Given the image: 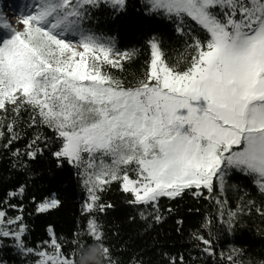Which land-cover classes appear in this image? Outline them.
Masks as SVG:
<instances>
[{"label": "snow or ice", "instance_id": "1", "mask_svg": "<svg viewBox=\"0 0 264 264\" xmlns=\"http://www.w3.org/2000/svg\"><path fill=\"white\" fill-rule=\"evenodd\" d=\"M100 2L30 0L19 30L0 15V129L7 120L9 134L4 147L19 138L20 114L30 110L29 127L52 129L60 141L53 155L81 170L85 215L112 207L99 203V193L117 181L132 195L130 205L144 206L140 217L155 213L156 222L162 219L160 198L174 199L185 190L211 195L214 180L223 192L233 171L252 177L264 193V0H147L150 13L167 17L178 34L190 37V59L183 68L170 64L160 43L149 40L150 59L137 86H126L111 71H122L134 52L84 27L90 8ZM105 2L115 9L125 4ZM188 19L204 38L194 34ZM40 139L28 145V157L42 150H32ZM212 198L223 219L227 201ZM59 204L45 200L37 212ZM256 211L264 217V210ZM235 215L227 212L229 227ZM27 231L22 215L6 217L0 209V237H11L21 255L34 257L31 264H79L94 244L102 247L104 264H115L94 217L71 240L49 226V239L29 247ZM196 239L213 254L212 239ZM178 264H184L182 255Z\"/></svg>", "mask_w": 264, "mask_h": 264}, {"label": "trees", "instance_id": "2", "mask_svg": "<svg viewBox=\"0 0 264 264\" xmlns=\"http://www.w3.org/2000/svg\"><path fill=\"white\" fill-rule=\"evenodd\" d=\"M29 2L0 0V5L8 4L22 17V9ZM187 23L194 34L204 38L205 34L194 22L188 19ZM84 27L99 36L112 38L121 51L134 52L132 59L124 61L122 71L111 70L126 86H137L143 78L150 59L148 42L153 38L160 43L170 64L179 63L183 68L190 59V50L185 52L186 42L191 43L190 37L178 34L172 20L150 13L147 0H125L122 9L101 0L98 7L90 8ZM12 115L10 112L8 117ZM29 117L30 110L21 112L16 128L20 136L8 147H4L9 139L7 120L0 129L5 133L0 137V209L6 210V217L23 216L28 229L25 242L29 247L49 239V226L57 237L71 240L94 217L103 226L104 243L110 247L115 264H170L172 257L177 258L178 264L181 255L184 264H264V217L256 211V208L264 210V193L252 177L233 171L226 177L223 192L214 180L211 195L202 189L201 195H194L195 190H185L174 199L162 197L159 222L154 219L155 213H146L147 218L142 219L139 213L144 206L130 205L132 195L124 193L117 181L99 193V203L112 207L85 215L87 192L78 175L81 170L53 155L60 147L55 132L47 126L29 127ZM37 135L41 139L32 150H42L30 158L28 145ZM17 149L19 153L13 155ZM21 187L22 193L18 191ZM14 192L15 196L9 195ZM213 196L227 201L223 219ZM53 198L60 201L57 208L37 212L39 203ZM228 211L236 212L230 227L224 222ZM206 222L208 227L204 226ZM197 235L213 240L212 255L203 251L205 246L196 239ZM82 238L92 243L91 237ZM33 259L21 255L11 237H0V264H31Z\"/></svg>", "mask_w": 264, "mask_h": 264}, {"label": "clouds", "instance_id": "3", "mask_svg": "<svg viewBox=\"0 0 264 264\" xmlns=\"http://www.w3.org/2000/svg\"><path fill=\"white\" fill-rule=\"evenodd\" d=\"M104 252L100 245H91L80 259L79 264H104Z\"/></svg>", "mask_w": 264, "mask_h": 264}, {"label": "rangeland", "instance_id": "4", "mask_svg": "<svg viewBox=\"0 0 264 264\" xmlns=\"http://www.w3.org/2000/svg\"><path fill=\"white\" fill-rule=\"evenodd\" d=\"M0 15H3L13 27L17 28V30L20 29L21 26L19 21L23 17H19L15 10L12 9L8 4L4 3L0 5Z\"/></svg>", "mask_w": 264, "mask_h": 264}]
</instances>
